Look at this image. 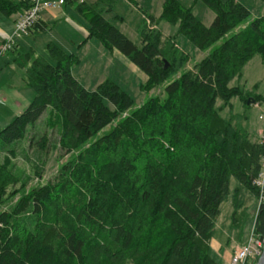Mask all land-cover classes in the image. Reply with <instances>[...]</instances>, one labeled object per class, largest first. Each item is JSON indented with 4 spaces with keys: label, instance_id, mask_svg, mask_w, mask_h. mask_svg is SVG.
Wrapping results in <instances>:
<instances>
[{
    "label": "trees",
    "instance_id": "trees-1",
    "mask_svg": "<svg viewBox=\"0 0 264 264\" xmlns=\"http://www.w3.org/2000/svg\"><path fill=\"white\" fill-rule=\"evenodd\" d=\"M128 1L145 17L141 47L106 19L116 0H66L64 6L75 5L87 19L90 38L147 75L145 90L168 83L165 99L152 96L135 107L111 80L89 91L72 74L78 57L53 44L47 46L51 61L33 51L14 60L35 98L0 131L6 153L0 162V264H219L211 241L221 204L231 201L232 226L242 230L251 218L247 204L257 205L262 196L257 182L264 145L221 113L234 98L247 109L249 100L264 102L230 86L255 56L264 62V14L251 19L236 0H202L216 15L206 27L178 0H163L160 19L178 24V33L199 50H210L187 70L189 55L164 37L137 0ZM29 7L28 0H0L6 17ZM48 28L39 20L30 34ZM47 113V130L29 138ZM48 131L57 135L51 147L68 159L53 179L28 188L29 179L13 163L16 148L27 140L48 153ZM254 222L264 238V200Z\"/></svg>",
    "mask_w": 264,
    "mask_h": 264
},
{
    "label": "rangeland",
    "instance_id": "rangeland-1",
    "mask_svg": "<svg viewBox=\"0 0 264 264\" xmlns=\"http://www.w3.org/2000/svg\"><path fill=\"white\" fill-rule=\"evenodd\" d=\"M178 1L182 6L190 9L194 16L206 27H210L213 24L216 15L202 0ZM222 1L226 2L227 0ZM240 1L249 7L252 12L251 19L255 17L260 18L263 7L261 0ZM137 3L143 10L156 19V27L163 33L164 37L174 40L178 48L189 55L190 61L185 67L187 70L193 69L196 63H199L210 54V50H199L186 37L180 35L178 33V24L174 25L160 19L163 11V0H137ZM68 9H71L72 14H70L71 16L66 15L65 18L59 17L57 9L45 11L44 13L51 14L46 17L53 24L56 23L55 28L40 34L36 41L31 40L29 37H24L21 39L22 41L20 40L23 49L29 50L33 48L35 50V57L41 56L49 61H51L47 52L49 44L58 46L67 54H75L80 62L73 66L72 71L75 73V78L89 91H95L99 85L107 80H111L128 93L133 99L135 107L142 106L152 96L160 95L162 99H165L164 91L168 83L152 91L145 90L143 86L147 82V75L117 49L109 51L105 49L97 38H90L88 36L89 23L87 19L81 16L75 7L68 6ZM105 17L136 46H142L139 29L145 17L139 8L133 6L128 0H118L113 12L106 13ZM56 18L60 19L55 20ZM13 19V16L6 17L0 13V27H3L6 31V33L0 34V44L13 35L15 29L14 27L13 31H11ZM81 25L87 29L88 37L86 36L87 38L80 41V43L82 42L80 45L74 47L68 40L73 35L81 36V30L79 34L77 33V29L78 27L81 29ZM232 35L233 33L219 41L215 45V48L222 45ZM88 39L92 42L89 43ZM10 56L8 53L0 58V97L4 102V104L0 103V131L6 128L16 117L22 115L35 98V92L22 84L20 77L14 74L15 69L16 71L21 69L19 67L14 69L12 65H8L16 55ZM13 84L24 85V87H11ZM230 86H239L245 95L254 93V95L264 97V62L261 57L255 56L245 66L242 76L231 82ZM106 104L111 110L114 109L112 104ZM249 106L251 108L247 109L239 98H234L231 101V106L223 110L221 114L226 119L232 118L234 123L247 129L254 140L261 141L264 136V123L260 120V116L264 114V102L257 104L250 102ZM47 116L48 113L42 117L34 130L31 131L29 138L33 136L39 137L47 130L45 126ZM109 130L110 127H107L105 132ZM48 132L50 135V149L48 153H41L34 148H30L27 140L20 142L16 148V157L13 158V163L16 166V170L19 173H25L29 179L28 188L46 184L50 179H53L58 172L59 165L68 159V157L62 158V153L58 148L51 147V144L53 146L57 144V135L52 134L51 131ZM5 156L6 153L0 151V162H3ZM235 184L236 181L233 180L231 189H233ZM14 189L11 188L10 191ZM246 209L251 218L245 227L239 230L237 227L232 226L233 206L231 201H226L220 206V216L217 219L215 235L211 241V253L219 264H222L220 257L225 254L224 251L229 241H235L241 234V238H243L245 243L250 237L254 218L258 211L256 201L249 202Z\"/></svg>",
    "mask_w": 264,
    "mask_h": 264
},
{
    "label": "built area",
    "instance_id": "built-area-1",
    "mask_svg": "<svg viewBox=\"0 0 264 264\" xmlns=\"http://www.w3.org/2000/svg\"><path fill=\"white\" fill-rule=\"evenodd\" d=\"M30 7L25 12L19 14V17L14 24V33L9 36L0 46V58L13 50L18 42L24 37H28L34 27L40 20L42 12L46 10L59 9L65 5L66 0H28ZM81 3H83L81 1ZM0 103H3L0 97ZM260 120L264 123V114L260 116ZM261 144L264 145V136L261 139ZM257 185L262 188V196L258 201V207L264 200V157H263V171ZM256 220V216H255ZM255 223V222H254ZM253 228L249 239L241 246V248L234 254L230 264H253L256 263L263 252L264 238L255 233V226Z\"/></svg>",
    "mask_w": 264,
    "mask_h": 264
},
{
    "label": "crops",
    "instance_id": "crops-1",
    "mask_svg": "<svg viewBox=\"0 0 264 264\" xmlns=\"http://www.w3.org/2000/svg\"><path fill=\"white\" fill-rule=\"evenodd\" d=\"M81 1L82 2H84V3H86V4H94V3H96L98 0H79V3H81ZM117 2H118V0H116ZM237 2H239V3H241V4H243V5H245L246 6V4H244V3H242L240 0H236ZM68 6H73V7H75V5H66V6H63V7H61V8H59V9H57V12H58V14H59V17L61 18V17H63V18H65L66 17V15H70V14H72L71 12V9H68ZM263 7H262V10H261V13H260V17L264 14V5H262ZM140 7V6H139ZM248 7V6H247ZM249 8V7H248ZM47 11V10H46ZM49 11V10H48ZM45 12V11H44ZM44 12H42V14H41V16H40V22L42 23V24H45V25H47V26H49V28L47 29V31H45V32H41V33H38V32H36V33H33V34H30L28 37L31 39V40H35L36 41V39L39 37V35L40 34H42V33H46V32H48L49 30H51V29H54L55 28V25H56V23H52V22H50L49 20H48V18L46 17V16H50L51 14L49 13V15L48 14H46V13H44ZM71 16V15H70ZM19 17V15H15V16H13V22H12V30L11 31H13V29H14V24H15V21L17 20V18ZM60 18H56L55 20H58V19H60ZM256 18H258V17H255V18H253V19H256ZM107 19V18H106ZM108 20V19H107ZM80 30H81V36H76V35H73V37H71L69 40H68V42H70L71 44H73L74 45V47H76V45H80L81 43H80V41H83L85 38H87L88 36H89V32H88V36H87V29L84 27V26H82L81 25V29L78 27V29H77V33L79 34L80 33ZM74 31V30H73ZM2 33H6V31L4 30V28L3 27H0V34H2ZM8 33V32H7ZM87 36V37H86ZM83 39V40H82ZM90 39H88V42L89 43H91L92 41L90 40ZM22 41V40H21ZM21 41H19L18 42V44H17V46L14 48V51L13 52H9V56L11 55H16L15 56V58H13V60H12V62L10 61L9 63H8V65H12L13 66V68L15 69L17 66H16V64L14 63V60L16 59V57L19 55V53H21V52H28V51H33L34 53H35V50L33 49V48H31V49H29V50H25V49H23V47H22V45H21ZM0 43H1V41H0ZM1 45V44H0ZM60 46L63 48V46L60 44ZM10 56V57H11ZM14 57V56H13ZM14 74H16V76L17 77H20V80H21V82H22V84H24L25 86H26V83H25V80H24V71H22V70H17L16 71V69H15V72H14ZM72 74H73V76L74 77H76L75 76V73H74V71H72ZM24 85H21V86H23L24 87ZM15 86H17V88L18 87H21L20 86V84H13V85H11V87H15ZM27 87V86H26ZM244 244V240H243V238H241V237H237L236 239H235V241H229V243H228V246H227V248H226V250L224 251L225 252V254H223V256H221L220 258H221V263L222 264H230L231 263V259H232V257L234 256V254L240 249V247L242 246Z\"/></svg>",
    "mask_w": 264,
    "mask_h": 264
},
{
    "label": "water",
    "instance_id": "water-1",
    "mask_svg": "<svg viewBox=\"0 0 264 264\" xmlns=\"http://www.w3.org/2000/svg\"><path fill=\"white\" fill-rule=\"evenodd\" d=\"M167 67H168V65H167ZM250 102L251 101L249 100L247 104L250 105ZM256 264H264V247H263V252H262L261 256L259 257Z\"/></svg>",
    "mask_w": 264,
    "mask_h": 264
}]
</instances>
